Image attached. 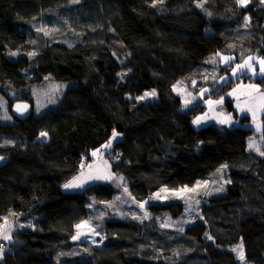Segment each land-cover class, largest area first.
<instances>
[{
	"label": "trees",
	"instance_id": "trees-1",
	"mask_svg": "<svg viewBox=\"0 0 264 264\" xmlns=\"http://www.w3.org/2000/svg\"><path fill=\"white\" fill-rule=\"evenodd\" d=\"M39 23L73 43L45 37ZM215 55L216 80L206 81L210 72L202 69ZM251 56L264 58L261 0H0V84L21 89L49 77L68 86L41 116L0 124L6 159L0 225L4 218L28 224L0 264H238L229 249L238 244L248 264H264V156L247 151L254 131L195 129L191 121L206 108H183L172 88L182 80L195 97L206 90L204 97L220 98L235 82L249 81L245 69L235 67ZM233 67L240 71L237 80ZM255 82L264 89V78ZM151 90L156 100H136ZM224 104L232 113L230 100ZM113 130L119 135L111 170L125 179L133 200L162 187L192 186L227 164L225 195L203 201V221L182 234L161 230L153 220L108 219L101 248L76 247L75 227L89 219L90 204H108L116 192L107 183L79 192L61 186ZM262 143L264 152V131ZM148 211L177 218L183 206L154 204Z\"/></svg>",
	"mask_w": 264,
	"mask_h": 264
},
{
	"label": "rangeland",
	"instance_id": "rangeland-1",
	"mask_svg": "<svg viewBox=\"0 0 264 264\" xmlns=\"http://www.w3.org/2000/svg\"><path fill=\"white\" fill-rule=\"evenodd\" d=\"M47 28L49 27H46L45 24L39 23L38 30H40L45 37L51 38V40L64 43L66 45H71L73 43L67 38H55L54 35H57L58 32L55 29L49 30ZM36 44L37 42H30V46H35ZM32 54L33 52L31 49L28 55ZM11 56L17 58L18 56H20V54H12ZM245 61H247V59H244L241 62V65H244V67L240 69L245 68V66L247 65L245 64ZM217 62L218 56L215 55L213 57V60H210L204 65L205 68L202 69V72H210V78L205 77L204 80L209 81L208 79H211L212 77L214 81L216 80V77L214 78V72L216 71L215 64ZM235 68L237 69V67ZM236 69L235 73L237 72ZM67 88L68 86L56 83L49 77L43 78V80L39 84H27L21 89L12 88L9 85L5 87L4 85L0 84V124H12L14 122L15 116L12 114V106L10 105L20 101L19 99L24 98L25 101H27L28 103L30 102L33 115L39 117L48 110L53 109L57 106ZM172 88L173 92L178 97H180L183 108H188L198 103L199 98L196 99L192 94L194 89L191 90V87H188L185 81H178L173 85ZM144 94L145 92L139 97L144 96ZM139 97L136 98V100L154 101L156 100L157 93L155 97H148L145 99H139ZM207 98L208 97H206L205 99ZM217 99L218 98L213 99L214 101L212 102H218ZM206 114V112L199 114L191 121V124L195 129H199V124H194L193 121L196 120L197 117H200L201 119L204 118V116H207ZM241 125H246V123H241ZM256 134L254 132V134L249 137L251 138L250 144H252L253 146H258L259 143L262 142V139L257 141ZM39 139L46 140L47 137H42L40 135ZM115 139H112L111 137L106 144L83 157L80 169L75 173L73 177L64 182L61 186V189L65 192H79L85 187L95 183H107L116 192V196L108 204L99 205L98 207L94 206V204H90L89 219L84 221L87 223H79L78 225H81L79 229L75 227L74 236H77L78 233L79 236L77 239L72 238V243L76 247L84 245L87 247L101 248L105 242V236L103 233L104 222L108 219L135 221L140 224L146 221L150 222L153 220L156 226L161 230L169 231L174 234H182L186 231V229L194 226L197 222L203 221L200 213V205L203 201L224 196L226 193V188L230 183L229 169L227 164H225L227 167L222 168L221 166L216 171L209 174L205 179L197 181L192 186H184L175 190L168 189L167 187H162L151 194L144 201L137 202L130 197L125 179H119L122 176L114 173L111 170L110 161L115 158V155L112 151V146ZM110 141L111 146L104 147ZM93 153L96 154L93 155ZM97 175L111 176L112 178L95 179L94 177ZM74 177H80V181L83 183V187L65 189L64 185L71 181ZM162 189H165L166 191H161ZM157 193H159V198L156 197ZM173 203H180L183 206L182 214L177 218H172L167 213L153 215L148 211V207L150 205H164ZM140 205H143V207H141ZM27 225V223H21L19 219H2L0 225V246H2V251H0V260L3 258V255L8 249L9 245H11L13 242L15 244L18 242L14 239V235ZM3 234L10 235L11 239H3ZM241 245L242 244H238L230 247L229 249L235 256L238 264H248L245 261V258L240 259L239 251H233V249H239ZM240 250L243 253V246ZM177 256H179V254H177Z\"/></svg>",
	"mask_w": 264,
	"mask_h": 264
},
{
	"label": "crops",
	"instance_id": "crops-1",
	"mask_svg": "<svg viewBox=\"0 0 264 264\" xmlns=\"http://www.w3.org/2000/svg\"><path fill=\"white\" fill-rule=\"evenodd\" d=\"M252 59L248 60V64L252 67L245 66L246 74L249 76H254L255 79L264 78V73H261V68L264 65L258 63L259 60H264V58H258L256 56H251ZM253 69H255V74H253ZM240 71L238 70L235 74L231 73V78L237 80L240 77ZM221 80H219L220 82ZM252 85L258 86L257 88L250 87ZM206 90H201L196 99L199 98L198 103L203 105L206 109L207 116L201 119L199 123V128L208 125H216L218 127H242L250 128L256 134V139H262V133L264 131V89L261 84L249 81H237L235 82L227 92L220 98L217 99L218 102H212L213 99L207 98L205 96ZM231 94V95H230ZM194 95V94H193ZM230 100L232 104V113L228 112L225 108V100ZM195 104V105H196ZM222 107V108H221ZM224 107V108H223ZM248 118V123L246 125H241L240 118ZM224 121V123H221ZM251 138L247 139V151L250 153H255L261 155L263 143H259L258 146L249 147Z\"/></svg>",
	"mask_w": 264,
	"mask_h": 264
},
{
	"label": "snow or ice",
	"instance_id": "snow-or-ice-1",
	"mask_svg": "<svg viewBox=\"0 0 264 264\" xmlns=\"http://www.w3.org/2000/svg\"><path fill=\"white\" fill-rule=\"evenodd\" d=\"M161 2H162V0H161ZM248 2H249V0H237V3H239L240 5H247ZM261 2L264 3V0H261ZM198 6H201V5H198ZM246 20H247V18H246ZM13 55H15V53H13ZM32 55H34V53ZM227 59H230V58H226V62H227ZM251 59H252V57L248 58V60H251ZM258 63H260L261 65H264V60H259ZM245 64H247L248 67H252V65L248 64V61H245ZM242 67H244V65H237V68H242ZM260 71H261V73H264V67H262ZM233 74H235V69L233 70ZM253 74H255V69H253ZM250 87L257 88V90H258V86L252 85ZM155 96H156V92H155V90H152L151 92H145L144 96L139 97V99H145L148 97H155ZM26 107H27L26 105L25 106L17 105V111L21 112V114H22V108L26 109ZM200 122H201L200 117H197L196 120L193 121V123L197 124V125ZM221 123H224V121H221ZM40 135L42 137H44V136H47V133L41 132ZM118 135H119V133H117L115 130H113L112 139H115ZM110 146H111V141L107 145H105L104 147H110ZM249 147H253V145L250 144ZM95 154L96 153H93V155H95ZM261 155H264V152H262ZM0 159H3V158L0 157ZM224 167H227V166L226 165L222 166V168H224ZM94 178L95 179H111L112 177L111 176L97 175ZM119 179L123 180V177H120ZM80 187H83V183L80 181V177H74L71 181H69L68 183H66L64 185L65 189L80 188ZM161 191H166V190L162 189ZM156 197L159 198V193L156 194ZM197 203H198V201H197ZM140 206L143 207V205H140ZM84 223H87V222H84ZM76 227L79 229L81 227V225H77ZM78 236H79V233L77 236H74L73 239H77ZM209 238L211 239V237H209ZM3 239L10 240L11 236L7 235V234H3ZM240 249H242V245L240 246L239 249H233V251H239L240 252V259H244L243 253ZM0 251H2V246H0Z\"/></svg>",
	"mask_w": 264,
	"mask_h": 264
},
{
	"label": "water",
	"instance_id": "water-1",
	"mask_svg": "<svg viewBox=\"0 0 264 264\" xmlns=\"http://www.w3.org/2000/svg\"><path fill=\"white\" fill-rule=\"evenodd\" d=\"M17 105L20 106H27L26 109L22 108V114L21 112L17 111ZM11 111L12 114L19 120H23L26 119L27 117H29L32 113V106L30 103L26 102V101H18L15 102L12 107H11ZM2 157V156H0ZM3 159H0V167H2L3 165H5L6 163V159L4 157H2Z\"/></svg>",
	"mask_w": 264,
	"mask_h": 264
},
{
	"label": "built area",
	"instance_id": "built-area-1",
	"mask_svg": "<svg viewBox=\"0 0 264 264\" xmlns=\"http://www.w3.org/2000/svg\"><path fill=\"white\" fill-rule=\"evenodd\" d=\"M248 80H249V82H254L256 79L254 76H249Z\"/></svg>",
	"mask_w": 264,
	"mask_h": 264
}]
</instances>
